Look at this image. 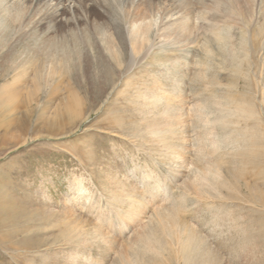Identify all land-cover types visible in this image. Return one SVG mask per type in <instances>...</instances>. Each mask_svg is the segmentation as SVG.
<instances>
[{"label":"rangeland","instance_id":"obj_1","mask_svg":"<svg viewBox=\"0 0 264 264\" xmlns=\"http://www.w3.org/2000/svg\"><path fill=\"white\" fill-rule=\"evenodd\" d=\"M231 1L78 0L49 13L27 3L41 14L36 36L0 10L4 69L35 56L58 69L68 61L67 75L102 89L90 82L66 102L81 89L62 86L42 119L39 109L27 128L0 130V264H184L146 243L160 238L181 257L184 223L211 264H264V49L226 48L243 36L261 44L264 3ZM134 24L149 27L136 53ZM197 103L210 124L188 114ZM18 104L0 100L1 124L18 121L25 109H7ZM67 115L72 123L57 126Z\"/></svg>","mask_w":264,"mask_h":264},{"label":"bare ground","instance_id":"obj_2","mask_svg":"<svg viewBox=\"0 0 264 264\" xmlns=\"http://www.w3.org/2000/svg\"><path fill=\"white\" fill-rule=\"evenodd\" d=\"M77 1L78 0H10V3L7 2L6 5H4V3H2V1H0V10L2 12H4V13L8 14V16L11 15L12 17H13V15L19 13L18 19H19V17H21L22 19H20V21L18 20L19 21V26H18V28H17L16 31L18 33L21 32V34L24 35V36H36L35 29L32 28V25L31 24L34 25V21L35 20L37 21L38 19H39L38 20V23H40L41 20H42V19H40L41 18L40 17L41 14L39 15V13H36V12H33V14H30L29 13L30 11L28 10L29 5L27 3H30L31 4V3H35L36 2L38 4L37 6H42L43 5L44 6V9H42V10L43 11H47V13H49L50 11L58 12V10H60L58 8H60V7L61 8H65V9H71L75 5V3ZM221 1H222V3L227 4L226 2L227 1H230V0H221ZM245 1L246 2H249V1L252 2V3H250L249 10L254 9L255 6H256V4H260V6H262V3H264V0H259L260 2L259 1L257 2L256 0H244V2ZM231 2L232 3H235L233 0ZM40 4H42V5H40ZM183 4H184V2H183ZM246 4L247 3H245V5ZM262 7H263L262 8L263 9V13H264V6H262ZM13 11L15 13H13ZM35 14H36V17H34ZM0 16L2 17V15H0ZM263 16H264V14H263ZM12 19L14 20L15 18H12ZM50 19H52V17H50ZM143 24H134V25H132L131 29L127 33L129 35L128 38L131 41L130 43H132L131 44V51L132 52H135V50H137L136 48L138 47V44L140 42H143L144 40L146 41L147 39H149V37H148L149 36L148 35L149 34L148 33V28L149 27H148V25H143ZM259 25H260V29L257 30L255 34L257 36H261V38H257V40L258 39L259 40L261 39V42H260L261 44H258L255 41L254 43L250 44V46H249L246 43L247 42L246 38H244V36H243V39L239 43L238 48H237L236 45H231L232 42L231 43L228 42V44L226 46L227 53L228 54H232V55L235 56L237 54V52H238L237 49H239L241 51H247V49H250V50H252V52L255 51V50H257V49L258 50L264 49V44H262V43H264V18H263L262 24L260 23ZM2 26H5L4 19L3 18L0 19V36L2 35V32H4ZM246 29H248V28H246ZM246 29H245V33H247V30ZM242 34H244V33H242ZM59 35H61V34H59ZM104 35H106V34H104ZM220 38L224 39V41L226 40V38L224 36L223 37H220ZM144 50L146 51V49H144ZM235 51H237V52H235ZM142 56H143V54H142ZM7 62L8 61H5L3 64H6ZM14 62H15V64L13 66L9 65L10 66V69L8 67L4 69L2 67V63L0 64V78L2 80L1 83H0V100H4V99H17L19 101V104L18 105L8 107L7 108L8 111H13V112L16 113L20 109H22V110L25 109V110H23V113L20 115V118L18 119V121H16V122L14 121V123H16V125L14 123L13 124H11V123L9 124V123H6V122H4V123L1 124V119H0V130H4L5 131V133H4L5 135L4 136L8 135L9 132H11L12 130H14L13 127L14 128H18V127L20 128L21 127L22 130H23V128H27V124L30 121L31 115H33V113H35L39 109H41L40 111H42V112L40 114H38V118L42 119L43 118V114L42 113L43 112H48V110L50 109L49 107L52 106V103H51L52 101H50V100L51 99L54 100L53 97H55V95H57V96L59 95L60 96V92L59 91H61V87L62 86L71 87L72 83L74 84L76 82V85H77L76 87L77 88L79 87L81 89V91L76 90V88H74L75 90H70L69 89V93H67L62 98V101H66V102H71V101H77V100H79L80 99V96L82 95V92L83 91H85V92H91V91L88 90V87L90 86V82H91V84H94V87L96 86V88H98L99 91L102 90L97 85V83L100 81V79L95 80L93 78V79H90V80H86V82H85L83 79L78 78L77 76L71 77V76L67 75L64 70L71 71V67H69L70 65H69L68 61L65 62L64 66L61 67L60 69H58L57 67L56 68L50 67V65H47L46 62L37 59V56H35V59L34 60L24 61L23 64L20 63V64L16 65V61H14ZM27 63H29V65H26ZM262 64L264 66V62H262ZM105 67H106V65H105ZM17 68H19V69H17ZM13 70L15 71V73L13 75H11L12 77L9 80L8 79V75ZM64 80H66V82ZM32 86H34V88H33L34 90H31V87ZM83 87H85L86 89H82ZM257 92L260 93V95L263 97V100H264V86H259V89L257 90ZM43 97H45V98H43ZM241 98H242V96L239 97V99H241ZM42 99H47V100H45V102L48 101L47 102V105L48 106L42 104V106L41 107L39 106L40 108H38V106L33 105V102L36 103V102H38L40 100L43 101ZM27 102H30L32 105L31 106L26 105ZM202 102H204V101H202ZM65 106H67V105H65ZM168 107H169V105L167 104V108ZM209 107H211V106H209ZM190 110L188 111V114L189 113L190 114L191 113L192 114L194 113L196 116L198 115L200 118H205L207 124H210L211 123L212 120H211V118L207 114V104L206 103H197V104L194 105V107H191ZM219 110H221V109H219ZM24 111L29 112V114H26ZM61 111L62 110H60L59 107H58L56 109V111H54V114L53 115L60 116V114H62ZM4 117H8V114L7 115L5 114V116H3L1 118L4 119ZM9 119L14 120L13 118H9ZM175 119L180 121L183 118H182V115H180V116H177V118H175ZM7 120L8 119L6 118V121ZM58 120L59 121L56 122V125L59 126V127H62V128H64L65 126L69 125L70 123H72V119L68 115H67V118L66 119L65 118H60ZM61 121H63L64 123H62ZM182 124H184V123L182 122ZM12 125H13V127H12ZM48 127H49V125H45V126H43L41 128H44V129L46 128L47 129ZM22 130H20V131H22ZM61 131H63V130H61ZM210 134L213 135L212 136V138H213L212 140H213L214 143H216V140L219 139V136L217 135V132H215L214 130H212V131H210V133L209 132L207 133V135H210ZM16 141H19V138H17ZM208 171H209V173H212L211 169H208ZM197 178L200 179L201 181H204V182L209 179L205 175H201L200 178L199 177H197ZM211 183H214V182H211ZM160 192H162V191H160ZM152 193H153V191H152ZM165 199H167V197ZM186 225L187 224L184 223V234L183 233L180 234V236L177 238L178 241H179L177 243L179 244V249H180L178 251H179L181 257L178 256V254H176V252L173 251L174 248L172 249V248H169L168 247V245H169L168 242H165L164 243V242H162V240L160 238H156L155 239V242H146V243H147V245L149 246L150 249L153 247V249H156V251L159 252V253L168 252L169 253V257L170 258H173L176 262H180V260H182L184 262V264H211L210 261H209L210 258L209 257H206V251L203 250L204 247L201 248V242H199L200 240H198L199 237L195 234V231L193 230V228H189ZM149 235L152 238L156 237V235L154 233H150ZM173 254L176 255V256L172 257ZM130 263L131 264H137V261H130ZM157 264H163V263L162 262H159Z\"/></svg>","mask_w":264,"mask_h":264}]
</instances>
